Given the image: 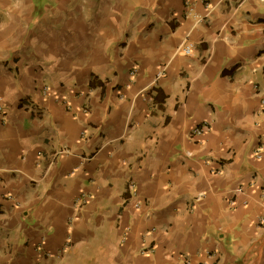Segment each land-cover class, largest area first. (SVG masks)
Returning <instances> with one entry per match:
<instances>
[{"label": "crops", "instance_id": "1", "mask_svg": "<svg viewBox=\"0 0 264 264\" xmlns=\"http://www.w3.org/2000/svg\"><path fill=\"white\" fill-rule=\"evenodd\" d=\"M37 1L0 0V264H264V0Z\"/></svg>", "mask_w": 264, "mask_h": 264}, {"label": "built area", "instance_id": "2", "mask_svg": "<svg viewBox=\"0 0 264 264\" xmlns=\"http://www.w3.org/2000/svg\"><path fill=\"white\" fill-rule=\"evenodd\" d=\"M191 52V47H187L185 49V53L190 54ZM0 112L4 113L5 109H4V105L0 104ZM208 129V125H204L202 127H197L194 130V133H196L197 135H202L204 132H206V130Z\"/></svg>", "mask_w": 264, "mask_h": 264}, {"label": "rangeland", "instance_id": "3", "mask_svg": "<svg viewBox=\"0 0 264 264\" xmlns=\"http://www.w3.org/2000/svg\"><path fill=\"white\" fill-rule=\"evenodd\" d=\"M37 2L41 5V4H43L45 1H44V0H39V1H37ZM40 5H39V6H40Z\"/></svg>", "mask_w": 264, "mask_h": 264}]
</instances>
